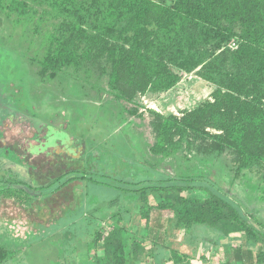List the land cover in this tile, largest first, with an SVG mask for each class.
<instances>
[{
	"label": "trees",
	"instance_id": "obj_1",
	"mask_svg": "<svg viewBox=\"0 0 264 264\" xmlns=\"http://www.w3.org/2000/svg\"><path fill=\"white\" fill-rule=\"evenodd\" d=\"M0 13L8 24L16 19L33 25V41L46 46L44 50L43 45L38 50L29 46L34 53L30 61L32 75L40 85L55 82V86L63 87L64 81L79 80L75 74L82 76L88 87L83 98L100 101L101 94L108 92L110 101L122 108L113 123L131 122L125 113L142 115L138 95L167 92L181 82L184 73L197 69L201 82L214 86L209 96L192 108L182 109L179 115L151 111L155 115V142L150 145V153H144V164L158 169L164 160L180 158L179 179L124 182L78 172L65 181L79 178L88 185L103 184L118 190V195L128 201L107 220L105 229L96 231L84 244L88 253L96 249L101 254L82 259V263L139 264L153 260L152 264H197L195 257L202 238L219 244L214 235L195 238L198 229L203 228L218 236L231 229L241 233V241L217 248L212 258L203 254V264H264V220L246 213L227 194L215 189L214 184L223 180L217 181L209 172L227 156L232 158V169L238 175L264 169V0H0ZM233 40L237 47L230 45ZM104 81L107 87L102 86ZM93 82L100 86L95 97L90 95L94 87L89 84ZM48 91H41L42 98ZM54 97H63L59 103L64 107L67 103L74 107V98L69 100L61 90ZM121 101L133 106H124ZM112 109L108 101V111L114 115ZM10 172L11 167L0 165V201L2 197H15L23 203L16 190L26 194L31 191L22 187L25 181L24 177L20 179L21 170H14V175ZM211 181L214 184L208 185ZM197 187L208 196L183 194ZM156 193L161 203L148 204L150 194ZM142 204H148L139 207L146 222L137 232L144 230L146 237L155 226L152 214L156 209L161 218L162 211L173 213L160 224L158 238L162 241L154 239L151 248L141 241H133L132 245L125 242L129 232L125 225L134 206ZM177 230L184 232L179 245L184 243L172 247L175 240L171 235ZM163 246L170 247V251L164 252ZM187 246L192 247L191 252ZM13 252L0 245V264Z\"/></svg>",
	"mask_w": 264,
	"mask_h": 264
},
{
	"label": "rangeland",
	"instance_id": "obj_2",
	"mask_svg": "<svg viewBox=\"0 0 264 264\" xmlns=\"http://www.w3.org/2000/svg\"><path fill=\"white\" fill-rule=\"evenodd\" d=\"M49 24L51 25V22ZM24 25L16 19H12L8 24L5 15L0 13V116L7 124L6 127L0 121V127L6 128L2 133L0 130V135L4 136V139H0V148L3 150L8 144H17V141H20L25 146L24 150L34 154V162L25 161V164L22 162L24 157L20 158L21 161H17V158L12 160L0 151V165L4 166L6 163L11 167L12 175L14 170H21L20 179L24 177L25 181L22 187L31 191L26 194L16 190L15 194L22 196L23 203L15 197H2L0 201V245H6L11 252L14 251L4 264H84L82 259L87 260L90 256L101 254L96 249L88 253L84 244L95 236L96 231L106 227L112 214L121 206L128 205V201L126 202L121 194L118 195V190L103 184L88 185L85 180L79 178L71 182L65 181L77 176L78 172L94 173L99 178L100 175L115 177L124 182L157 183L179 179L178 173L182 163L180 158H168L158 169L144 164L143 155L150 153V145L155 142V115L151 111H172L179 115L182 109L192 108L209 96L214 86L202 83L196 74L197 69L191 74L184 73L181 82L167 92L159 95L139 94V112L142 115L132 116L125 113L131 122L122 125L116 120L115 124L112 122L113 117L118 119V112L120 109L122 112V108L118 103L110 101L108 92L101 94L102 103L99 100L91 102V99L83 98L88 92V87L84 85L87 83L83 81L85 78L82 79V76L75 74L79 80L74 78L73 83L64 81L63 87L61 84L55 86V82L39 84L32 75L30 61L34 53L29 50V46L32 50H38L43 44L33 41V25ZM44 47L46 46H42L43 50ZM43 85L45 87L42 88ZM89 86L95 88L89 87L91 97L97 96V88L100 86L94 82ZM102 86L107 87V82L104 81ZM56 87L69 100L74 98V107H70L69 103L67 106L65 104L67 108L53 104L56 101L54 95L58 91ZM44 88L49 91L42 98L41 91ZM13 91L19 94L15 95ZM13 95L16 102L9 98ZM26 96L33 100L37 107H44V110L36 111V116L30 118V113L35 112L32 110L26 113L28 116L24 119L22 113L30 109ZM61 99L63 97L58 98V102ZM108 101L113 106L114 115L108 111ZM121 104L133 106V103L124 101H121ZM56 116L60 117L56 119ZM22 126L25 128L23 131ZM18 149H23V146ZM69 150L74 155L78 153V156L73 157ZM62 153L65 158L60 160L58 156ZM43 154L46 156L44 159ZM216 164L209 172L212 171L217 181H223L215 184L211 181L207 184L213 183L215 189L227 194L230 199L241 205L246 213L264 220V169L255 168L238 175L232 169L234 163L230 156L224 158L222 163ZM106 181L108 182V179ZM32 194L37 198H31ZM183 194L187 197L208 196L207 192L199 187ZM29 195L30 198L27 197ZM160 203L158 193L150 194L148 204L158 206ZM148 204L134 206L130 221L125 225L129 231L125 235L126 244L132 245L133 241H141L146 248H151L154 239L161 240L158 238L160 224L172 217L173 213L162 211L163 219L158 215L160 210L156 209L152 214L155 226L151 228L150 236L146 237L144 230H137L146 222V219L141 218V208L148 207ZM125 217L128 218V215ZM111 222L113 220L109 223ZM223 233L218 236L214 231L206 233L203 228L198 229L195 238L214 235L219 244L215 245L202 238L198 244L195 263L205 262L203 254L212 258L217 248H227L228 244L241 241V233L238 230L231 229ZM6 236L16 240L7 239ZM171 239L175 240L172 247H181L184 242L179 245V241L184 240V232L175 231ZM163 249L164 252L170 251L167 246H163ZM187 249L191 252L192 247L187 246ZM127 250L130 252V248L127 247ZM152 262L153 260H144L139 264ZM155 264H171V261H157Z\"/></svg>",
	"mask_w": 264,
	"mask_h": 264
},
{
	"label": "flooded vegetation",
	"instance_id": "obj_3",
	"mask_svg": "<svg viewBox=\"0 0 264 264\" xmlns=\"http://www.w3.org/2000/svg\"><path fill=\"white\" fill-rule=\"evenodd\" d=\"M5 96H7V95H5ZM12 96H10L9 98H11ZM11 101H14L12 98H11ZM54 105H56L57 107H59V106H61L62 104H60L59 102H58V98H56V101L53 103ZM39 107H41V106H39ZM28 113H30V112H28ZM22 115H23V117H24V119H26L27 118V114L26 113H22ZM36 116V114L35 113H30V118L32 117V116ZM60 116H56V119L57 118H59ZM30 119H28V121H29ZM0 121H1V124L2 125H4V126H6L7 124L3 121V117H1L0 116ZM26 121V120H25ZM7 127V126H6ZM23 127V126H22ZM6 128L4 127V128H1L0 127V130H1V133L5 130ZM25 128L23 127L22 128V131L24 130ZM2 137V138H1ZM24 138V137H23ZM0 139H4V136H3V134H1L0 135ZM20 140H21V138H20ZM31 144V143H30ZM7 145V144H6ZM23 146V149H21V150H19L18 149V147H22ZM27 146V145H26ZM6 147H8V148H6ZM6 147H4L3 148V150H2V148H0V151L2 150V154L3 153H5V156H8V157H10L12 160H14L15 158H17L16 160L17 161H21L20 160V158H23L24 157V161H22L23 163H25L26 164V162L25 161H30V162H34L33 161V159H32V157L34 156V154H31V153H29L27 150H24V145H22L21 143H20V141L18 142L17 141V144H16V142H14L13 144H8V146H6ZM9 151H8V150ZM8 152H9V154H8ZM21 152H22V154H21ZM4 155V154H3ZM57 155V154H56ZM74 156H78V153H77V155H74L73 154V157ZM44 157H46L44 154H43V159H44ZM0 158H1V153H0ZM58 158L61 160V158L62 159H64L65 158V155L62 153L61 154V156H58ZM73 159V158H72ZM11 161V160H10ZM16 162V161H15ZM6 164V163H5ZM9 164H10V162H9ZM12 164V163H11ZM7 165V164H6ZM14 167H16V166H14ZM17 168V167H16ZM41 187L42 186H44V185H41V184H39ZM47 185V184H46ZM45 185V186H46ZM36 196V195H35ZM36 198H37V196H36ZM36 198H35V200H36ZM34 202V201H33Z\"/></svg>",
	"mask_w": 264,
	"mask_h": 264
},
{
	"label": "crops",
	"instance_id": "obj_4",
	"mask_svg": "<svg viewBox=\"0 0 264 264\" xmlns=\"http://www.w3.org/2000/svg\"><path fill=\"white\" fill-rule=\"evenodd\" d=\"M14 92H15V95H18V94H19L17 91H14ZM14 92H13V93H14ZM15 95H13L11 98L16 102V100H15V98H14ZM26 98H27V100H28V102H29L28 104L30 105V109H31V110H30V109H29V111H28V110H24V113H28V112H31L32 110H35V112H34V111H32V112L36 114V113H37L36 111L41 112L42 110H44V109H43L44 107H40V108H39V107L36 106V104H34L33 100H32V101L29 100V97H28V96H26ZM46 115H47V117L49 116L48 113H47ZM48 118H49V117H48ZM76 136L79 137V135H76ZM76 146H77V145H76ZM69 148H70V147H69ZM69 152H70V154L72 153L71 155L73 156L74 153L71 152V150H69Z\"/></svg>",
	"mask_w": 264,
	"mask_h": 264
},
{
	"label": "built area",
	"instance_id": "obj_5",
	"mask_svg": "<svg viewBox=\"0 0 264 264\" xmlns=\"http://www.w3.org/2000/svg\"><path fill=\"white\" fill-rule=\"evenodd\" d=\"M230 45H231L232 47H237V44H236V42H235L234 40L230 43Z\"/></svg>",
	"mask_w": 264,
	"mask_h": 264
}]
</instances>
